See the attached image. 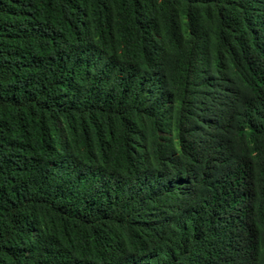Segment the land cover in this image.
<instances>
[{
  "label": "trees",
  "instance_id": "1",
  "mask_svg": "<svg viewBox=\"0 0 264 264\" xmlns=\"http://www.w3.org/2000/svg\"><path fill=\"white\" fill-rule=\"evenodd\" d=\"M0 264H264V0H0Z\"/></svg>",
  "mask_w": 264,
  "mask_h": 264
}]
</instances>
